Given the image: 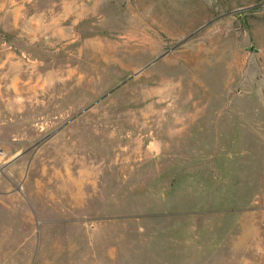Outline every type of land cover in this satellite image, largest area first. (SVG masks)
<instances>
[{
	"label": "rangeland",
	"instance_id": "rangeland-1",
	"mask_svg": "<svg viewBox=\"0 0 264 264\" xmlns=\"http://www.w3.org/2000/svg\"><path fill=\"white\" fill-rule=\"evenodd\" d=\"M0 264H264V0H0Z\"/></svg>",
	"mask_w": 264,
	"mask_h": 264
}]
</instances>
